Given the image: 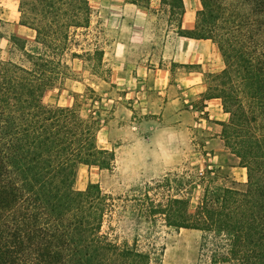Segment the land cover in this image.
<instances>
[{"label": "trees", "instance_id": "obj_1", "mask_svg": "<svg viewBox=\"0 0 264 264\" xmlns=\"http://www.w3.org/2000/svg\"><path fill=\"white\" fill-rule=\"evenodd\" d=\"M201 3L186 30L185 0H161L178 35L211 39L222 53L225 67L210 73L208 98H220L231 115L222 136L248 169L247 187H207L194 211L190 198L165 201L147 190L126 196L122 210L140 221L201 230L200 264H264V0ZM20 8L22 24L36 34L32 41L14 36L18 60L0 57V264H151L157 253L104 231L122 197L98 182L75 187L81 164L114 169L116 152L99 146L98 122L75 106L44 101L69 67L68 52L103 61L98 46L73 48L81 45L78 30L91 26L90 0H20Z\"/></svg>", "mask_w": 264, "mask_h": 264}, {"label": "rangeland", "instance_id": "obj_2", "mask_svg": "<svg viewBox=\"0 0 264 264\" xmlns=\"http://www.w3.org/2000/svg\"><path fill=\"white\" fill-rule=\"evenodd\" d=\"M153 1L158 7H152ZM153 1L151 0L148 7L150 31L146 39L141 42L135 41L132 44V51L125 55L122 46L115 43L122 34L121 31L118 27L111 30L106 22L118 20L119 14L104 12V7H100L98 1L90 0L93 7L91 26L88 29L78 30L77 39L81 45L73 48L82 52L84 49L98 46L104 50L103 61L100 65H96L95 61L89 60L86 56L73 57L68 52L65 60L69 67L59 76L54 86L46 91L44 101L49 105L75 106L85 118L96 120L99 126V146L116 152L113 170L102 169L98 165L81 164L75 183L76 189H85L90 182H98L105 192L112 193L116 198L122 197L116 200L120 208L119 212L114 213L113 217L107 216L104 231L111 233L113 237L118 235L120 242L127 241L130 245L136 244L144 251L157 253L153 254L154 260L151 264H200L203 235L201 230L171 227L161 218L154 222L140 221L133 212L122 210L123 199L126 196L132 197L135 193L142 194L150 190L157 199L165 201L173 194L190 198V209L194 211L207 187L245 189L248 181L247 167L239 175V178L245 176V181L235 178L233 166L238 164L241 166V159L226 146L222 136L223 125L219 129L225 145L224 155L218 157L213 148L204 147L208 143L207 138L218 134L216 130L218 125L215 121L219 122V120L210 118L208 114L205 133L199 134V129L203 126L189 125L192 129L188 128L187 132L192 138V150L188 152L183 162L178 163L166 174L154 176L151 172H144L137 178L130 179L123 172L120 146L126 141H136L135 135L123 130L124 126L131 121L134 122L133 126H139L138 122L144 117L134 108V94L126 90L128 85L134 83L131 77L123 74L127 64L130 68H134L138 61H141L140 57L141 59L149 57L154 59V63L161 66L168 65L173 70L195 68L203 74L207 97L210 73H219L225 67L222 53L213 40L179 38L178 22L172 19L169 8L162 6L161 0ZM109 4L110 7L111 3ZM185 4L187 25L191 22L195 26L197 11L202 8L201 0H185ZM0 18L3 33L0 39V57L18 60L19 56L12 42L14 36L32 41L36 32L22 24L20 0H0ZM182 41L191 43L192 53L186 54L179 49ZM188 57L198 62L194 64L178 62ZM203 99H197L196 102L201 104ZM222 108L226 111L223 103ZM145 116L149 117L150 114ZM230 117L229 113V120L222 124L228 123ZM140 158L141 163L144 164L142 159L146 160V157ZM146 165L150 166L151 162L147 161ZM166 177L173 180L172 184L168 185Z\"/></svg>", "mask_w": 264, "mask_h": 264}, {"label": "crops", "instance_id": "obj_3", "mask_svg": "<svg viewBox=\"0 0 264 264\" xmlns=\"http://www.w3.org/2000/svg\"><path fill=\"white\" fill-rule=\"evenodd\" d=\"M96 1L100 7H104V12L119 14L118 20L106 22L111 30L118 27L121 31L122 34L115 43L122 46L125 55L132 51V44L135 41L141 42L146 39L150 31V8L124 0ZM109 3H111L110 7ZM152 7H158V5H155L153 1ZM186 17L185 14L183 28L191 30L194 26L191 22L187 25ZM179 38L193 39L180 35ZM179 49L186 54L193 52L189 41H182ZM215 55L218 60L217 52ZM140 60L134 68H130L127 64L123 73L134 80V85H128L126 90L132 91L135 96L134 108L140 115H144L138 122L139 126H133L134 122L131 121L130 124H125L123 129L136 136V141H126L120 146L123 172L126 176L135 179L144 172L161 176L183 162L188 152L192 150V138L187 129L190 124H197L203 126L199 129V134L205 133L207 114L210 118L219 120V122L215 121L218 125V129L216 128L218 134L207 138L208 143L204 147L213 148L216 156L222 157L225 145L219 127L229 120V113L223 111L220 98L206 96L207 87L203 84L202 72L195 68L173 70L168 65L161 66L154 63V59L149 57L143 59L140 57ZM178 62L194 64L198 60L188 57ZM197 99H203L202 103H197ZM147 114L150 116L146 117ZM140 157H146V160L142 159L144 164L141 163ZM147 161L151 162L150 166L146 165ZM233 167L235 178L245 181V176L239 178V175L246 167L239 164Z\"/></svg>", "mask_w": 264, "mask_h": 264}, {"label": "built area", "instance_id": "obj_4", "mask_svg": "<svg viewBox=\"0 0 264 264\" xmlns=\"http://www.w3.org/2000/svg\"><path fill=\"white\" fill-rule=\"evenodd\" d=\"M203 174V172H201Z\"/></svg>", "mask_w": 264, "mask_h": 264}]
</instances>
